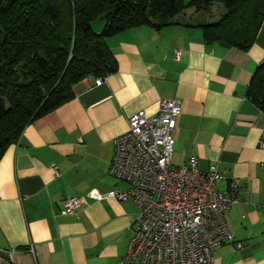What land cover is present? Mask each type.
Masks as SVG:
<instances>
[{"label":"crops","instance_id":"1","mask_svg":"<svg viewBox=\"0 0 264 264\" xmlns=\"http://www.w3.org/2000/svg\"><path fill=\"white\" fill-rule=\"evenodd\" d=\"M193 11L159 31L139 26L107 37L117 71L100 85L77 84L72 100L30 123L7 149L0 160V264H122L138 207L109 196L128 188L109 172L114 138L134 112L156 114L164 99L183 105L173 164L196 155L201 170L218 163V190L238 183L226 220L244 246L215 247L213 264H264V112L247 96L264 60V22L244 51L206 43L195 26L204 20ZM74 196L85 202L62 214Z\"/></svg>","mask_w":264,"mask_h":264},{"label":"trees","instance_id":"2","mask_svg":"<svg viewBox=\"0 0 264 264\" xmlns=\"http://www.w3.org/2000/svg\"><path fill=\"white\" fill-rule=\"evenodd\" d=\"M214 4L222 16L195 24L204 41L249 50L264 0H0V160L30 123L72 100L83 77L117 71L107 37L139 26L159 31L189 9L208 12ZM247 96L264 112V60Z\"/></svg>","mask_w":264,"mask_h":264},{"label":"built area","instance_id":"3","mask_svg":"<svg viewBox=\"0 0 264 264\" xmlns=\"http://www.w3.org/2000/svg\"><path fill=\"white\" fill-rule=\"evenodd\" d=\"M175 58H181L179 50ZM104 79L87 75L81 82L96 86ZM182 112L180 100L164 99L156 114L134 112L127 131L114 138L109 172L128 188L112 189L109 196L133 199L138 207L122 264H213L215 247L226 242L237 249L244 246L226 220L238 201V183L232 180L225 190H218V163L201 170L196 155L182 165L173 164L174 132ZM260 146L264 148V138ZM84 202L82 197H68L61 213L74 214ZM3 251L0 248V254Z\"/></svg>","mask_w":264,"mask_h":264},{"label":"rangeland","instance_id":"4","mask_svg":"<svg viewBox=\"0 0 264 264\" xmlns=\"http://www.w3.org/2000/svg\"><path fill=\"white\" fill-rule=\"evenodd\" d=\"M223 13H224L223 7L218 5V4H214L212 6L211 10L208 12L193 11L194 17H192V16L191 17L193 19H200V20H204V21H213V20L219 19ZM103 26H104V21L101 19L94 23V29L98 32L102 30Z\"/></svg>","mask_w":264,"mask_h":264}]
</instances>
